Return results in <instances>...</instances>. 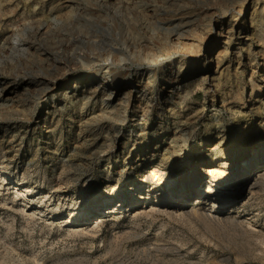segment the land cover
<instances>
[{"label":"rangeland","instance_id":"rangeland-1","mask_svg":"<svg viewBox=\"0 0 264 264\" xmlns=\"http://www.w3.org/2000/svg\"><path fill=\"white\" fill-rule=\"evenodd\" d=\"M263 170L264 0H0V264H264Z\"/></svg>","mask_w":264,"mask_h":264},{"label":"bare ground","instance_id":"bare-ground-1","mask_svg":"<svg viewBox=\"0 0 264 264\" xmlns=\"http://www.w3.org/2000/svg\"><path fill=\"white\" fill-rule=\"evenodd\" d=\"M149 6V5H148ZM144 11L145 12H149V11H151V10H148V9H144ZM182 14V13H181ZM179 15H180V13H179ZM176 16V15H175ZM174 16V17H175ZM185 19V18H184ZM181 22V21H180ZM233 27V26H232ZM232 31H233V28H232ZM107 64H109V63H107ZM148 71V70H147ZM169 71V70H168ZM111 71H108V69L106 68V70H105V73H110ZM147 73V72H146ZM113 74H114V72H113ZM167 74V72H163L162 73V76H164V75H166ZM106 74H104V76L102 77V79H99V83H97L96 85L97 86H100L102 83H103V85H104V83L105 82H107L108 83V81H104V79H106L107 77L105 76ZM118 76V77H117ZM133 74H130V73H117V74H115L114 75V78H119V80H121L122 82H119V84H118V87L120 86V85H128L129 87H132V88H136V86H137V82H135V81H133L132 79H133ZM185 77H187V74H182V76H181V78H178V80H180V81H183L184 79H185ZM148 78H151V76L149 75L148 76ZM106 84V83H105ZM109 84H111V83H109ZM113 84V83H112ZM114 86L112 87V89H111V91H109V97H111V95H113L114 93H116L117 92V85L115 86V84H113ZM108 95V94H107ZM246 163V162H245ZM249 167V166H248ZM259 175H260V177L261 176H264V170H263V172H260L259 173ZM170 179H172V177L170 176ZM20 194L22 195V192H20ZM19 193H18V195H20ZM215 204L213 203V206H214ZM216 207V206H215Z\"/></svg>","mask_w":264,"mask_h":264}]
</instances>
